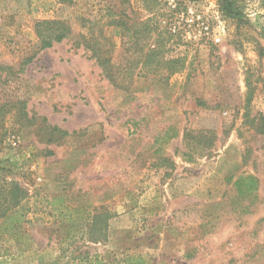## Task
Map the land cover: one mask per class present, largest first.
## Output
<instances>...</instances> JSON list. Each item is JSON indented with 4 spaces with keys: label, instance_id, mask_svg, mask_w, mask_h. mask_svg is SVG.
<instances>
[{
    "label": "rangeland",
    "instance_id": "rangeland-1",
    "mask_svg": "<svg viewBox=\"0 0 264 264\" xmlns=\"http://www.w3.org/2000/svg\"><path fill=\"white\" fill-rule=\"evenodd\" d=\"M238 3L243 22L219 0H0V187L28 193L19 236L0 217V264H264V0ZM53 19L106 26L122 82L75 39L19 73L36 22ZM119 22L133 28L123 42ZM149 49L163 64L143 66ZM19 101L70 136L40 141ZM241 176L256 193L238 196ZM108 213L92 242L88 224Z\"/></svg>",
    "mask_w": 264,
    "mask_h": 264
},
{
    "label": "trees",
    "instance_id": "trees-1",
    "mask_svg": "<svg viewBox=\"0 0 264 264\" xmlns=\"http://www.w3.org/2000/svg\"><path fill=\"white\" fill-rule=\"evenodd\" d=\"M239 0H219V7L222 14L232 21L243 22L244 14L243 8L238 3ZM119 32V34L123 39L132 32V26L119 22L115 26ZM35 34L37 37V48L32 52V55L26 58L22 66L19 70L20 72L24 71V68L29 66L34 62L40 52L51 50L56 44H61L64 41L75 39L76 47L83 46L87 51L91 53V58L95 60L96 64L102 69V73L105 78L109 80V82L118 86V83L122 79L121 70H119L118 66L114 63V57L116 53V45L112 41L110 37L106 34V26L101 27L99 32H89L88 34L79 33L76 34L69 23L63 20L53 19V20H39L35 24ZM136 32H134V35ZM160 49V48H158ZM154 49H149V52L145 55V60L143 62V66H151L157 62L164 61L163 58L158 54ZM158 54V55H157ZM163 64V62H162ZM6 67L0 66V70H4ZM0 77V83H1ZM20 107L15 108L16 115L20 116V118L24 121V127L38 128V136L40 137V141H45L48 144H59L62 143L67 137L70 136L69 132L48 123L47 119H38L36 117H29L28 113H26L25 103L19 101L17 103ZM1 111V108H0ZM264 135V125L260 132ZM209 148H207L208 150ZM209 151V150H208ZM52 154V153H51ZM235 190L240 197H247L257 192L258 189V180L253 176H241L234 183ZM28 197V193L20 186L17 182L7 183L6 187H0V217L2 219L1 228L4 226L7 229L4 231L10 236H19L17 233L19 230L20 219L17 216H14V212L21 203ZM56 213H59L60 218L65 216L64 205L62 201L54 199L52 204ZM69 215V214H68ZM113 214H106V216L102 215H93L88 227L90 229L92 242H97L99 239L95 236L97 230L108 223L112 218ZM70 222L73 220L72 217L67 216ZM77 225H71L70 231L66 232L65 239L72 240L75 238V235L71 233V230L76 229ZM102 229V228H101ZM64 238V236H63ZM125 264H144L141 257H129Z\"/></svg>",
    "mask_w": 264,
    "mask_h": 264
},
{
    "label": "built area",
    "instance_id": "built-area-1",
    "mask_svg": "<svg viewBox=\"0 0 264 264\" xmlns=\"http://www.w3.org/2000/svg\"><path fill=\"white\" fill-rule=\"evenodd\" d=\"M211 28V24L209 23V22H206V24H204V26H203V30H205L206 31V34L208 33L209 35H210V29ZM214 42L216 43V44H221L222 43V39H221V36L219 35V36H215V38H214Z\"/></svg>",
    "mask_w": 264,
    "mask_h": 264
}]
</instances>
